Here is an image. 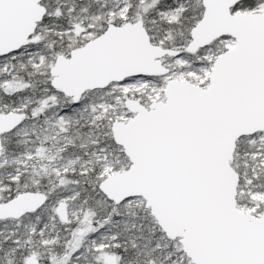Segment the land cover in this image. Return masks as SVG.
Returning a JSON list of instances; mask_svg holds the SVG:
<instances>
[{
  "label": "snow or ice",
  "instance_id": "obj_1",
  "mask_svg": "<svg viewBox=\"0 0 264 264\" xmlns=\"http://www.w3.org/2000/svg\"><path fill=\"white\" fill-rule=\"evenodd\" d=\"M0 264H264V0H0Z\"/></svg>",
  "mask_w": 264,
  "mask_h": 264
}]
</instances>
